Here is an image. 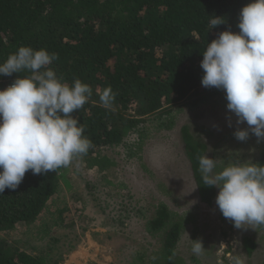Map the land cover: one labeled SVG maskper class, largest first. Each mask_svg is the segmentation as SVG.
Returning <instances> with one entry per match:
<instances>
[{"label":"trees","instance_id":"obj_1","mask_svg":"<svg viewBox=\"0 0 264 264\" xmlns=\"http://www.w3.org/2000/svg\"><path fill=\"white\" fill-rule=\"evenodd\" d=\"M249 2L0 0V63L20 46L43 48L56 54L49 67L61 82L72 85L79 79L92 88L88 102L72 114L91 141L87 154L77 158L87 168L109 174L118 162L103 150L129 146L126 138L137 132L145 117L187 97L194 96L196 105L218 96L226 100L222 89L202 86L200 61L207 43L219 32H239V12ZM214 16H222L224 23L210 28ZM27 74L26 70L0 75V88L17 75ZM108 86L115 94L110 108L103 106L99 95ZM160 126L166 124L161 122ZM180 139L199 198L211 205L217 191L215 186L202 184L198 165V158L206 154V144L187 126L180 128ZM255 163L264 164V146ZM59 186L54 171L34 175L29 170L15 190L5 188L0 194V233L18 223H33ZM167 220V209L162 205L150 224L156 229ZM257 228L264 229V225ZM176 230L175 225L168 229V240L176 237ZM244 243L248 250L253 248L249 238H244ZM0 264H59V259L26 252L14 241L0 238Z\"/></svg>","mask_w":264,"mask_h":264},{"label":"rangeland","instance_id":"obj_2","mask_svg":"<svg viewBox=\"0 0 264 264\" xmlns=\"http://www.w3.org/2000/svg\"><path fill=\"white\" fill-rule=\"evenodd\" d=\"M219 99L196 105L194 96L187 97L145 117L137 132L125 137L129 146L103 150L118 162L109 174L75 157L54 171L60 186L40 216L0 238L26 252L57 257L59 264H262L264 229L236 228L215 200L203 203L183 154L180 128L187 126L206 144L216 171L233 162L257 161L264 140L258 142L251 132L245 141L236 139L235 130L248 126L238 125L227 101ZM161 122L166 127L158 128ZM162 205L168 220L155 229L150 223ZM174 225L176 237L168 240ZM244 238L253 243L251 250ZM191 239L202 242L201 254L192 252Z\"/></svg>","mask_w":264,"mask_h":264},{"label":"clouds","instance_id":"obj_3","mask_svg":"<svg viewBox=\"0 0 264 264\" xmlns=\"http://www.w3.org/2000/svg\"><path fill=\"white\" fill-rule=\"evenodd\" d=\"M210 28L224 23L214 16ZM239 32L223 30L207 43L200 67L205 88L222 89L226 108L235 115L236 139L245 141L249 132L264 140V0H250L239 12ZM56 54L46 49L20 46L0 63V75H17L0 89V194L15 190L29 170L34 175L68 167L77 156L87 154L91 141L72 115L91 98L92 88L79 79L61 82L49 67ZM100 102L110 108L115 94L110 86L100 93ZM229 125L231 123L229 121ZM202 184L219 189L215 203L236 228L264 225V164L251 160L233 162L217 169L214 158H198ZM192 240V252L204 246Z\"/></svg>","mask_w":264,"mask_h":264},{"label":"built area","instance_id":"obj_4","mask_svg":"<svg viewBox=\"0 0 264 264\" xmlns=\"http://www.w3.org/2000/svg\"><path fill=\"white\" fill-rule=\"evenodd\" d=\"M10 84H11V83H10ZM10 84H7V85H5L3 88H5V87L9 86ZM3 88H0V89H3Z\"/></svg>","mask_w":264,"mask_h":264}]
</instances>
